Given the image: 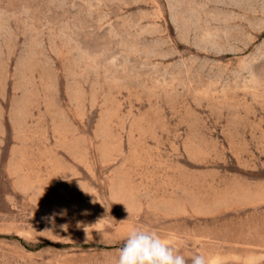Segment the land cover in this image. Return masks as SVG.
Segmentation results:
<instances>
[{
	"label": "rangeland",
	"instance_id": "1",
	"mask_svg": "<svg viewBox=\"0 0 264 264\" xmlns=\"http://www.w3.org/2000/svg\"><path fill=\"white\" fill-rule=\"evenodd\" d=\"M134 228L264 264V0H0V264Z\"/></svg>",
	"mask_w": 264,
	"mask_h": 264
},
{
	"label": "clouds",
	"instance_id": "2",
	"mask_svg": "<svg viewBox=\"0 0 264 264\" xmlns=\"http://www.w3.org/2000/svg\"><path fill=\"white\" fill-rule=\"evenodd\" d=\"M116 264H186V260L156 231L134 228L125 237ZM191 264H212V258L197 254Z\"/></svg>",
	"mask_w": 264,
	"mask_h": 264
}]
</instances>
